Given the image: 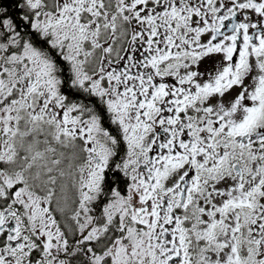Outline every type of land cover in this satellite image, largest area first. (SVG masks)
Wrapping results in <instances>:
<instances>
[{
  "label": "snow or ice",
  "instance_id": "obj_1",
  "mask_svg": "<svg viewBox=\"0 0 264 264\" xmlns=\"http://www.w3.org/2000/svg\"><path fill=\"white\" fill-rule=\"evenodd\" d=\"M0 264H264V0H0Z\"/></svg>",
  "mask_w": 264,
  "mask_h": 264
}]
</instances>
